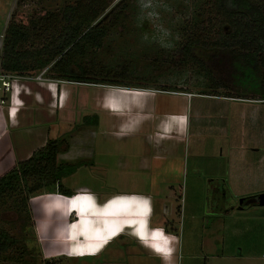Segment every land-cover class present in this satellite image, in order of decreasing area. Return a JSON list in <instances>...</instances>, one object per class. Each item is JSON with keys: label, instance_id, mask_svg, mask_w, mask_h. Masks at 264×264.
<instances>
[{"label": "rangeland", "instance_id": "1", "mask_svg": "<svg viewBox=\"0 0 264 264\" xmlns=\"http://www.w3.org/2000/svg\"><path fill=\"white\" fill-rule=\"evenodd\" d=\"M73 1L0 0V49L10 18L28 25L31 19L37 20L47 11L60 10ZM110 1L112 7L120 0ZM141 3L125 0L102 46L88 47L83 55L73 53L70 71L79 74L81 66L89 71L90 81L158 92L163 103L176 111L184 105L189 116L186 138L159 166L144 170L135 157L141 147L137 138L115 140L95 134L97 117L89 118V124H83L82 117L71 123L55 118L46 126H50L48 137L58 141L57 163H68L67 180L62 179L61 184L70 189L87 186L103 196L151 192L155 209L162 212L164 206L167 208V228H174L180 235L178 264H264V205L257 203L256 196L264 191V99L258 88L264 81L261 73L242 77L227 62V54L198 47L195 53L219 84L215 87L196 66L170 62L190 32V25L191 32L212 37L213 29L208 28L213 18L211 0H157L158 15L153 19L145 16ZM161 28L170 33L166 41L170 46L160 42ZM39 42L34 39L33 46ZM42 71V77H54L45 69L34 71L33 76ZM73 86L75 91L83 88L95 93L100 89ZM8 94L0 88V98L5 97L1 107L6 106ZM72 105L64 108L65 114ZM36 125L34 121L32 126ZM85 126H92V132L82 133ZM124 158L130 160L129 166L124 165ZM167 186H172L174 193L169 200L160 192ZM55 188L49 186L29 194L22 181L17 190L0 197V228L17 240L14 248L0 254L5 264H87L64 256L45 258L40 250L29 199ZM24 198L29 200L27 209L22 207ZM240 198H244L242 211ZM231 252L238 257L231 256ZM102 258L84 260L100 264ZM116 259L128 260L122 256L111 262Z\"/></svg>", "mask_w": 264, "mask_h": 264}, {"label": "crops", "instance_id": "2", "mask_svg": "<svg viewBox=\"0 0 264 264\" xmlns=\"http://www.w3.org/2000/svg\"><path fill=\"white\" fill-rule=\"evenodd\" d=\"M33 75L12 78L7 104L0 106V176L50 139V126L47 127L46 123L58 117L71 123L84 115H96L95 134L115 140L137 138L141 147L135 157L144 170L151 165L159 166L161 160L170 157L186 138L189 127L186 107L181 105V110L176 111L163 103L158 92L128 89L106 82L35 78ZM73 85L100 89L97 93L83 91V88L75 91ZM72 96L76 97L75 100ZM71 103L74 106L65 114L64 108ZM34 121L38 123L35 127L32 126ZM91 127L81 128L82 133L92 132ZM59 151L60 148L56 160ZM123 162L129 166L130 160L124 158ZM64 189L74 194L47 192L30 200L35 234L45 258L64 256L93 264V260L84 259L103 256L100 264H178L180 235L174 228H167V208L164 206L162 212L156 210L151 192L103 196L83 185ZM172 191L170 186L160 189L168 200L174 195ZM75 198L73 206H65L67 200ZM92 240H99L98 251L94 250L96 248L84 251L88 241L91 243ZM90 251L97 253L90 255ZM230 255L238 257L234 252ZM122 256L128 258L127 262H118L117 259L111 262L114 257Z\"/></svg>", "mask_w": 264, "mask_h": 264}, {"label": "trees", "instance_id": "3", "mask_svg": "<svg viewBox=\"0 0 264 264\" xmlns=\"http://www.w3.org/2000/svg\"><path fill=\"white\" fill-rule=\"evenodd\" d=\"M124 2L125 0H120L110 7V0H74L65 3L60 10L47 11L37 20L31 19L28 25L10 18L3 31L0 72L26 77L31 76L34 71L45 69L48 73L54 74L52 78L95 82L89 80L92 77L84 67H78L79 74L70 71L71 56L73 53L83 55L88 47L102 46L107 32L118 20L116 12L118 7ZM211 2L213 18H210L208 28L213 29L212 37L208 33L191 32L190 25V32L170 62L180 66H196L198 72H203L211 82L213 81L212 85L217 87L219 84L212 77L210 69L195 53L198 47L214 48L228 55L227 62H230L242 77H255L260 72L264 80V0H211ZM44 33L48 35L44 36ZM34 39L40 40L38 45L33 46ZM258 88L264 99V81ZM93 117L96 115L82 116V123L89 124V118ZM57 152L58 141L48 139L27 159L19 161L2 174L0 197L17 190L22 181L29 194L55 186L56 190L47 192L72 196L74 193L64 189L61 184L62 178L67 176L68 163H57ZM29 200L22 199L23 209L28 208ZM16 242L15 237L0 228V254L14 248ZM0 264H5L1 257Z\"/></svg>", "mask_w": 264, "mask_h": 264}, {"label": "clouds", "instance_id": "4", "mask_svg": "<svg viewBox=\"0 0 264 264\" xmlns=\"http://www.w3.org/2000/svg\"><path fill=\"white\" fill-rule=\"evenodd\" d=\"M141 7L147 18L153 19L157 17L158 15L157 8L159 7L157 0H142ZM169 35L170 33L166 29H163V28L160 29L159 40L165 46H170L166 43Z\"/></svg>", "mask_w": 264, "mask_h": 264}, {"label": "built area", "instance_id": "5", "mask_svg": "<svg viewBox=\"0 0 264 264\" xmlns=\"http://www.w3.org/2000/svg\"><path fill=\"white\" fill-rule=\"evenodd\" d=\"M43 74V71L39 73L36 78H41ZM16 76L10 75V74H3L0 72V88L6 89L8 91L10 86V81L12 78ZM5 102V99L3 97L0 98V104H3ZM31 200V199H30Z\"/></svg>", "mask_w": 264, "mask_h": 264}, {"label": "bare ground", "instance_id": "6", "mask_svg": "<svg viewBox=\"0 0 264 264\" xmlns=\"http://www.w3.org/2000/svg\"><path fill=\"white\" fill-rule=\"evenodd\" d=\"M71 199V198H70ZM39 200V199H38ZM77 199L75 198L73 201L72 200H67V203H65V204H67V205H65L66 207H70V206H73L74 205V202L76 201ZM61 203V207H63L64 205H63V203L62 202H60ZM34 204H36L35 202H34ZM93 217V216H92ZM91 243L93 244V247H91ZM91 243L88 241V247H86V249H84V251H87V250H89L90 248H96V249H94V250H97V248L98 247H96L97 245L99 246V240H92L91 241ZM98 251V250H97ZM97 251H90V255L91 254H96L97 253ZM70 251H66V253H69ZM53 255V254H52ZM88 255V254H87Z\"/></svg>", "mask_w": 264, "mask_h": 264}, {"label": "water", "instance_id": "7", "mask_svg": "<svg viewBox=\"0 0 264 264\" xmlns=\"http://www.w3.org/2000/svg\"><path fill=\"white\" fill-rule=\"evenodd\" d=\"M257 196V203L259 205H264V191L263 192H260L259 194L256 195ZM244 198H240L239 201H238V204H239V207L241 208V205H242V200Z\"/></svg>", "mask_w": 264, "mask_h": 264}, {"label": "flooded vegetation", "instance_id": "8", "mask_svg": "<svg viewBox=\"0 0 264 264\" xmlns=\"http://www.w3.org/2000/svg\"><path fill=\"white\" fill-rule=\"evenodd\" d=\"M160 92H172L171 90H162V91H160ZM172 186H170V188H171Z\"/></svg>", "mask_w": 264, "mask_h": 264}, {"label": "snow or ice", "instance_id": "9", "mask_svg": "<svg viewBox=\"0 0 264 264\" xmlns=\"http://www.w3.org/2000/svg\"><path fill=\"white\" fill-rule=\"evenodd\" d=\"M158 251L160 250V249H157Z\"/></svg>", "mask_w": 264, "mask_h": 264}]
</instances>
